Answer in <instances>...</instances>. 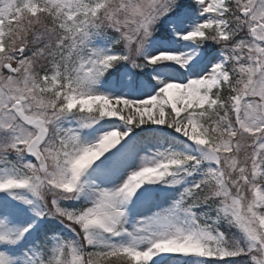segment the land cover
Returning a JSON list of instances; mask_svg holds the SVG:
<instances>
[{"label":"rangeland","instance_id":"obj_1","mask_svg":"<svg viewBox=\"0 0 264 264\" xmlns=\"http://www.w3.org/2000/svg\"><path fill=\"white\" fill-rule=\"evenodd\" d=\"M118 1L129 2L115 6L114 13L110 0H0V183L12 187L7 202L24 214L31 212L34 219L32 225L26 219L19 225L15 212L1 214L4 195L0 196V264H48L46 258L49 264H102L104 254L114 252L134 264L166 260L169 264H207L208 260L264 264V118L259 107L264 100V44L249 37L257 24L264 26V0H233L230 17L229 0H193V7L166 12H153L155 2L148 0L152 6L136 16L128 37L119 30L116 16L123 7L137 12L138 6L133 8L130 0ZM243 11L245 17L240 16ZM40 13L53 19L59 38L47 56L50 73L45 76L39 71L46 54L33 43L37 31L16 29L23 14ZM101 14L108 16L104 23L111 18L106 25L116 37L99 30L96 20ZM159 26L167 34L154 37ZM208 31L227 44L219 51H205L198 39ZM235 35L240 36L231 43ZM21 37L24 43L15 44ZM119 41L124 53L114 49ZM162 56L175 60L169 63ZM187 57L192 59L189 64ZM117 59L121 65L115 68ZM7 65L13 66L16 78L3 72ZM111 70L115 75L104 81ZM231 70L237 72L238 89L227 103V112L237 110L244 97L238 119L230 121L222 113L212 116L225 109L217 100L225 95L214 99L211 92L228 84ZM17 103L27 119L41 118L46 124L48 137L40 150L50 173L25 155L35 132L17 121ZM212 118L217 122L209 125L207 119ZM96 127L100 128L94 137L112 133L121 139L115 140L119 146L141 149L163 174L141 169L146 161L137 165L128 156L122 162L120 156L117 161L101 160V173L92 182L105 191L95 192V200L89 198L85 193L91 191L89 187H81L84 171L79 162L97 149L94 137L90 139V129ZM141 135L150 141L141 140ZM202 184H207L209 198L215 201L212 206L190 204ZM51 188L69 193L76 206L86 209L76 211L55 203L49 207L53 219L45 206L46 192L53 195ZM138 192L144 196L138 197L142 200L134 211L137 197L129 207H112L99 217L85 219L99 198L128 193L132 198ZM143 214L162 217L164 222L147 232L137 223ZM60 222L79 227L85 247L92 251L78 245L75 231V245H68L70 227ZM223 225L227 237L220 231ZM48 231L52 235L47 255L39 238ZM140 235L143 239L134 240ZM170 236L174 240L169 255L153 258L136 251Z\"/></svg>","mask_w":264,"mask_h":264},{"label":"bare ground","instance_id":"obj_2","mask_svg":"<svg viewBox=\"0 0 264 264\" xmlns=\"http://www.w3.org/2000/svg\"><path fill=\"white\" fill-rule=\"evenodd\" d=\"M184 47V46H183ZM185 48V47H184ZM154 52L151 51L150 54H153ZM161 57V56H160ZM181 60H184L185 57H180ZM162 60H166L167 62H173L175 59L171 56H162V58H160ZM178 59V58H177ZM192 61L191 57L190 59L188 60V57H187V60L185 61L186 63H190ZM183 67V64L180 65ZM88 68V66L86 65L85 66V70ZM176 90V89H175ZM170 96H174L173 94V91H171V94ZM100 127H96L95 129H90V139L92 137H94L95 133ZM105 136L102 138L103 135H100L101 137L97 138V136L94 137V141H95V144L97 145V149L95 151H93V153L91 154L90 158L89 157H86L83 161L80 160L79 162V166L81 165V170H84V176L82 175V177L80 178V182H81V187L87 185V187H89V189L91 191H86V195L95 200L97 193H101L105 190H103L100 186L97 185L96 182H92L93 181V176L96 175V174H100L101 172H98V170L101 169V160H109V161H115L116 159L118 160L120 157L121 158V162L124 160L125 156H128L130 157L135 164H140L144 161H146V165L142 166L141 169H150L151 171H153L156 175H162L163 174V171L161 169H159L157 166L155 165H152L150 164V159H148L145 155V153L137 148V147H134L133 146H130V147H125V146H119L117 143H116V138L112 133H105L104 134ZM120 142H121V139L120 138H117ZM120 156V157H118ZM118 157V158H117ZM116 160V161H117ZM141 161V162H139ZM78 168H76L75 170H77ZM95 170V171H94ZM93 171V172H92ZM91 179V180H90ZM92 182V183H91ZM22 185V184H21ZM99 187V189H98ZM8 191L10 192H13L12 190V187L9 186L8 184L2 182L0 183V196H2V194L4 195V197L2 198V202H3V206L1 208V214H5L6 212H10V213H13L15 212L16 215H14L15 219L17 221H19V225H23L25 224V219L27 220V223H29L30 225H32L33 223V220L32 217L30 216V213L31 212H28L26 214L22 213V209L15 205V203H11V202H7V201H11L9 198H8V194H6ZM102 196V195H101ZM144 194H139L136 193L134 196H132V198H130V193H128L126 195V197H115V198H111V195L108 194V195H105L103 198H99L97 200V203H96V206H95V209H93V213L91 214H87L85 215V219H88V218H92L93 215L94 217H99L101 215H103L104 213H106V211L109 209H111L112 207H115V208H119V209H123V208H126L127 206L129 207V205L131 204V201L132 199L135 197L136 198V201H135V208L132 210L134 211L136 209V205L140 203V201L142 200L141 199H138V197H143ZM9 199V200H8ZM145 201L141 202V204H143ZM116 204L114 206H107L106 204ZM12 204V205H11ZM140 204V205H141ZM142 207H139V211L141 210ZM96 211H100L99 213H96ZM34 212V211H32ZM89 213V212H88ZM111 213V212H109ZM145 213V212H144ZM34 214V213H33ZM131 216V213L128 214V217ZM166 217V216H165ZM164 218V217H163ZM154 218L153 216H149V214H143V216L137 220V223L141 225V229L145 230L148 232V229L154 225V224H162L164 221H162V217L160 218ZM16 224V223H14ZM13 224V225H14ZM103 225V224H102ZM170 227L172 226V228H174L173 224L172 225H169ZM1 229V227H0ZM32 228L30 227L29 230H31ZM139 229L138 231H141L142 230ZM29 233V231H27ZM100 232L103 234V235H107V233L103 230H100ZM141 240L143 239V235H140L138 238L134 239V240ZM174 237L170 236L169 238L165 239V240H162V241H159L161 243H164L162 244L163 247H158V249L156 250V252L154 254L151 255V257H157V256H165V255H169L170 253V245L172 244ZM130 241V240H129ZM130 244H133L132 242ZM151 247V246H148V247H145V246H142L141 248L137 249V253H140V252H148V248Z\"/></svg>","mask_w":264,"mask_h":264},{"label":"trees","instance_id":"obj_3","mask_svg":"<svg viewBox=\"0 0 264 264\" xmlns=\"http://www.w3.org/2000/svg\"><path fill=\"white\" fill-rule=\"evenodd\" d=\"M131 2V6L133 8H135L136 6H138V11H134V10H127L126 8H122L119 12V14L116 16V18L119 19L120 23H117L118 25H120L121 27V32L125 33V37H128L127 32L129 30H131L133 28V26L135 25V18L137 15H141L143 13H145V11L148 10L149 6H152L151 4L148 5V0H139V2L137 0H130ZM152 1V0H149ZM176 1L179 0H170V4H175L177 3ZM129 1H118V0H113L112 4L110 8L112 9V12L116 13L114 10V8L116 9L115 6L121 5L124 6L125 3H127ZM155 2V9L153 10V12H159L161 11L165 6L166 0H154ZM151 3V2H150ZM161 7H163L161 10H159ZM129 16V17H128ZM107 14H101L99 16L98 21H104L107 19ZM26 23L24 24L23 27H21L22 30H27L30 34H32V32L37 31V35L39 36V38H37L36 42H33L34 45H37V49L42 50L43 52L48 53L47 48L45 47L46 42H48V40L51 39L52 36V29H51V21L49 18H47L44 15H40L36 18H28V20L25 21ZM126 22H128V24H126ZM107 24L111 23V18L109 19V22H105ZM23 39L21 38L20 41H18L17 43L15 42V44H22ZM133 42V41H132ZM137 42V40H136ZM121 48V45L120 47ZM47 59L46 56L43 58V60L41 61V70L39 71L40 74H45L47 72ZM205 192V190H204ZM203 196H205L204 194H202ZM200 195V198H203V196ZM74 227V226H73ZM75 229V227L73 228ZM224 233L227 234V236H229V232L226 230V228L222 229ZM108 264H127L126 260L124 258H117L111 262H109Z\"/></svg>","mask_w":264,"mask_h":264},{"label":"water","instance_id":"obj_4","mask_svg":"<svg viewBox=\"0 0 264 264\" xmlns=\"http://www.w3.org/2000/svg\"><path fill=\"white\" fill-rule=\"evenodd\" d=\"M252 34L258 42H264V34H263L262 26H259L258 28L254 29ZM261 107H262V114L264 115V103L261 104ZM28 125L36 128L38 130V135L35 138V140L32 142V144L28 147L27 154L35 158L39 164H42V158L38 153V147L41 145V143L45 139L46 133L40 121L29 122Z\"/></svg>","mask_w":264,"mask_h":264}]
</instances>
